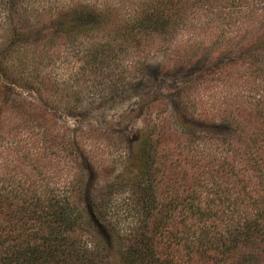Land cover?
<instances>
[{"label":"trees","instance_id":"trees-1","mask_svg":"<svg viewBox=\"0 0 264 264\" xmlns=\"http://www.w3.org/2000/svg\"><path fill=\"white\" fill-rule=\"evenodd\" d=\"M1 1L27 48L90 35L84 58L95 74L112 55L143 51L179 26L198 31L192 36L199 41L185 46L205 56L161 66L183 67L188 80L200 71L229 74L234 65L220 64L229 56L252 67L264 58V0H73L48 6L40 29L17 13L23 1L35 0ZM234 16L243 32L219 34L214 23ZM3 62L0 118L7 109L2 91L19 84L9 81ZM29 82L22 86L38 94L28 106L35 113L43 91ZM174 97L165 115L162 95H151L144 126L124 136L122 159L101 166L77 133H62L43 110L38 125L56 161L37 152L43 171L32 175L24 172L25 143L18 154L4 148L0 155V264H111L115 252L114 264H264V104L214 107L213 94L191 110L180 87ZM85 231L95 235L87 248L80 245Z\"/></svg>","mask_w":264,"mask_h":264},{"label":"rangeland","instance_id":"rangeland-1","mask_svg":"<svg viewBox=\"0 0 264 264\" xmlns=\"http://www.w3.org/2000/svg\"><path fill=\"white\" fill-rule=\"evenodd\" d=\"M71 1L73 0H35L34 5H27L23 1L17 13L23 15V23L40 29L44 26L40 19L44 18L43 14L48 6L67 7ZM1 2L0 0V58L4 61L2 70L9 81L14 80L19 84L7 85L2 91L3 105L7 109L5 117L0 118V155L4 148L18 154L20 146L23 147L25 143V173L31 171V174H39L41 168L43 171V167L35 159L37 152L51 163L56 161L58 155L49 142L45 149L44 133L38 125H43L40 120L43 110L56 122L62 133H77L83 147L91 149L92 153H89L97 159V165L101 166L102 161L108 162L114 157L119 159V156L122 159L121 156L127 149L124 136L133 135L144 126L148 116L145 104L152 100L151 95H162L165 115L171 114L175 107L174 95L179 87L184 94L183 106L185 100L191 110L199 108L202 101L210 102L209 96L213 94L216 96L214 107L242 100L253 105L264 104V58L259 59L252 67L247 61L229 56L230 59L225 58L220 62L221 65H234L229 74L222 71L218 75L204 77L200 71L193 81L186 78L183 67L181 70L166 71L161 66L171 65L177 60L184 62L183 66H186L189 59L205 56L199 48L185 46L188 45L187 42L199 41V38H193L198 31L192 33V36L190 32L193 30L179 26L173 37L153 42L143 51L128 49L112 55L95 74L90 71L84 58L92 47L90 35L82 34L74 41L54 45L51 49L40 42L27 48L26 41L18 42L13 34V22H9L11 15L3 10ZM235 20V16L226 17L224 21L218 20L214 23L216 31L224 35H228L231 30L234 33L239 30L243 32ZM240 24L245 26L244 23ZM207 32L208 30L204 33ZM27 82L40 92L43 91L42 103L39 100L37 103L41 111L35 110L34 113L28 107L29 102L36 100L38 94L35 90L32 91L33 88L26 90L22 86ZM67 107L68 114L64 112ZM33 115L34 120L31 119ZM103 181L102 177L101 182ZM96 233L94 239L104 241L101 234ZM83 234L80 245L87 248L95 235L91 231ZM93 243L92 241L91 244ZM116 254L111 253V264L116 263Z\"/></svg>","mask_w":264,"mask_h":264}]
</instances>
